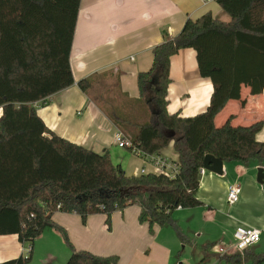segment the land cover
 Here are the masks:
<instances>
[{
	"label": "trees",
	"instance_id": "16d2710c",
	"mask_svg": "<svg viewBox=\"0 0 264 264\" xmlns=\"http://www.w3.org/2000/svg\"><path fill=\"white\" fill-rule=\"evenodd\" d=\"M229 20L206 12L189 18L181 32L153 49V63L138 75L141 103L149 120L123 115L105 103L108 116L135 147L160 153L170 142L181 167L175 177L163 173L127 175L110 152L97 153L54 133L38 115L35 102L74 84L70 53L81 0H0V234H17L29 245L26 256L0 264H26L35 239L47 228L59 230L71 255L65 264H120L117 255L76 250L66 229L53 220L57 211L77 213L83 221L140 206L139 221L172 227L182 242L188 234L174 218L179 207L202 205L197 197L200 169L212 154L224 161L264 160L257 134L264 118L250 125H222L216 116L228 101L264 91V0H216ZM196 51L202 77L213 92L206 110L191 116L167 109L172 56ZM91 78L78 82L88 91ZM216 244L208 245L207 250ZM225 264L264 263V251L248 248L221 258Z\"/></svg>",
	"mask_w": 264,
	"mask_h": 264
},
{
	"label": "crops",
	"instance_id": "0c3cea01",
	"mask_svg": "<svg viewBox=\"0 0 264 264\" xmlns=\"http://www.w3.org/2000/svg\"><path fill=\"white\" fill-rule=\"evenodd\" d=\"M209 11L219 19H230L216 0H81L70 53L75 82L45 101L35 102L38 115L50 130L67 140L97 153L109 151L115 162L122 161L127 175H140L142 169H146L145 173H156L153 165L132 152L126 161L119 157L127 155L126 148L116 143L120 129L108 116L109 103L105 102L108 100L123 115L149 120L150 113L141 103L138 89L139 73L151 67L153 49L164 41L165 34L178 35L189 18L196 19ZM84 78L92 79L86 92L78 85ZM170 79L167 88L170 113L191 116L206 110L213 84L201 76L194 49H182L172 56ZM242 99H246L245 105L237 99L228 101L216 116L215 124L220 126L232 117L235 126L250 125L264 118V91L251 95L249 88L243 86ZM1 112L0 107V115ZM256 137L264 142V126ZM160 154L179 160L173 141ZM259 167L264 169V160L224 161L223 175L205 170L200 174L196 194L202 205L175 210L174 218L183 230L182 218L189 222L184 231L192 247L203 252L200 264H225L221 258L234 252L222 255L216 246H231L234 230L240 224L259 228L261 238L264 235V182L257 181ZM233 183L240 184L241 193L236 203L229 204L228 188ZM140 209L137 204L129 205L114 211L109 221L104 213L91 214L83 221L77 213L57 211L53 220L66 229L76 250L117 255L120 264H183L175 255L181 241L176 231L170 226H155L151 232L148 223L139 221ZM47 229L35 239L32 258L37 239L49 231L46 255L51 257L55 252L59 258L52 264H64L69 253L60 248L57 232H61ZM211 243L216 245L208 251ZM25 245L17 234H0V262L28 254L29 245ZM254 246L252 249L257 252ZM57 248L63 251L61 255ZM40 263L48 264L47 258L42 257Z\"/></svg>",
	"mask_w": 264,
	"mask_h": 264
},
{
	"label": "built area",
	"instance_id": "2783aa9c",
	"mask_svg": "<svg viewBox=\"0 0 264 264\" xmlns=\"http://www.w3.org/2000/svg\"><path fill=\"white\" fill-rule=\"evenodd\" d=\"M116 143L119 147L129 149L130 152L140 157L146 164L153 165L156 169V173H163L169 177H175L181 167L180 160H173L165 157L160 153L149 154L137 147H135L132 141L126 138L121 131L116 133ZM142 174H147L146 169H142ZM205 169L202 167L199 171L200 174L204 173ZM241 193V186L239 183H233L228 188L227 200L229 204H234L239 200ZM261 229L243 225H238L234 230V243L227 247L218 245L216 246L217 252L222 255H226L230 250L235 252H243L248 248H252L255 244L260 241Z\"/></svg>",
	"mask_w": 264,
	"mask_h": 264
},
{
	"label": "rangeland",
	"instance_id": "374dc122",
	"mask_svg": "<svg viewBox=\"0 0 264 264\" xmlns=\"http://www.w3.org/2000/svg\"><path fill=\"white\" fill-rule=\"evenodd\" d=\"M124 150V149H123ZM128 150V151H127ZM125 149L124 152L126 151L127 155H120L119 157L120 158H124L123 160L126 161L130 156H132L130 153V150L129 149ZM130 152V153H129ZM111 155V154H110ZM129 156V157H128ZM116 157V156H115ZM112 158V156H111ZM113 163L116 164V165H120V167L124 170V166H123V163L121 160H119V162H115V159H112ZM181 219V218H180ZM184 220V230L187 229L189 226V222L187 221V219H183L182 218V221ZM171 228V227H170ZM49 230V229H47ZM173 230V229H171ZM170 230V231H171ZM49 231H46L42 237H40L39 239H37V248L35 250V254H34V257L26 264H41L40 262L42 261V257L44 258H47V262L48 264H52L53 262H55L56 258H59V255L57 253H53L51 255V257L47 256L46 255V251H47V246L49 244V239H48V242H47V236H48V233ZM53 232H57V231H53ZM174 236H176V233L175 231H171ZM58 236L60 237V245H61V249L65 250L67 253H69V256L66 258L68 260V258L70 257L71 255V250L67 247V245L65 244L66 241L65 239H63V236L61 235V233L57 232ZM191 237L193 239H195V236L191 235ZM179 240V239H178ZM20 241V240H19ZM65 241V242H64ZM22 243V242H20ZM50 243H53V242H50ZM54 244V243H53ZM25 246H28V244H26ZM255 247V250L257 252H262L264 251V235L262 236L261 238V241L259 244H257ZM200 250V249H199ZM198 249H195L194 247H192V243L187 241V242H181L180 241V245H179V249L178 251H176L175 255L177 254L176 258H178L179 260V263H183V264H200L201 262V259L203 258V252L200 250L199 251ZM57 252H59V254L61 255L63 253V251L59 248H57ZM236 253V252H235ZM234 254V253H233ZM27 254H24L23 256H26ZM22 255H19L17 256L16 258L20 257ZM66 260V261H67ZM34 262V263H32ZM175 262V260H174ZM66 263V262H65ZM64 263V264H65ZM249 264V262H248Z\"/></svg>",
	"mask_w": 264,
	"mask_h": 264
},
{
	"label": "water",
	"instance_id": "95a60500",
	"mask_svg": "<svg viewBox=\"0 0 264 264\" xmlns=\"http://www.w3.org/2000/svg\"><path fill=\"white\" fill-rule=\"evenodd\" d=\"M223 164L224 160L217 158L212 154H207L204 158L203 168L216 174L223 175ZM257 181L259 183L264 182V169L261 167L258 168Z\"/></svg>",
	"mask_w": 264,
	"mask_h": 264
}]
</instances>
